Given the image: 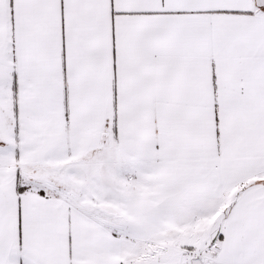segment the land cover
<instances>
[{"label": "snow or ice", "instance_id": "snow-or-ice-1", "mask_svg": "<svg viewBox=\"0 0 264 264\" xmlns=\"http://www.w3.org/2000/svg\"><path fill=\"white\" fill-rule=\"evenodd\" d=\"M0 264H264V0H0Z\"/></svg>", "mask_w": 264, "mask_h": 264}]
</instances>
